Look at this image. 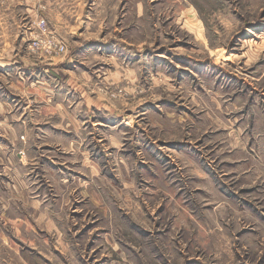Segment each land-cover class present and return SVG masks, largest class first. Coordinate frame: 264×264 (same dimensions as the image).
<instances>
[{"label": "rangeland", "instance_id": "obj_1", "mask_svg": "<svg viewBox=\"0 0 264 264\" xmlns=\"http://www.w3.org/2000/svg\"><path fill=\"white\" fill-rule=\"evenodd\" d=\"M0 264H264V0H0Z\"/></svg>", "mask_w": 264, "mask_h": 264}, {"label": "crops", "instance_id": "obj_2", "mask_svg": "<svg viewBox=\"0 0 264 264\" xmlns=\"http://www.w3.org/2000/svg\"><path fill=\"white\" fill-rule=\"evenodd\" d=\"M86 18H87V20H89L90 17L88 16V17H86ZM85 20H86V19H85ZM86 25H87V26L90 25L89 21H86Z\"/></svg>", "mask_w": 264, "mask_h": 264}, {"label": "built area", "instance_id": "obj_3", "mask_svg": "<svg viewBox=\"0 0 264 264\" xmlns=\"http://www.w3.org/2000/svg\"><path fill=\"white\" fill-rule=\"evenodd\" d=\"M43 23H44V21H43Z\"/></svg>", "mask_w": 264, "mask_h": 264}]
</instances>
